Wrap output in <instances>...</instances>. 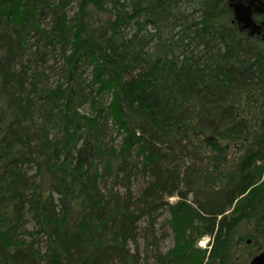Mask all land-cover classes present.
I'll return each mask as SVG.
<instances>
[{
  "label": "trees",
  "instance_id": "obj_1",
  "mask_svg": "<svg viewBox=\"0 0 264 264\" xmlns=\"http://www.w3.org/2000/svg\"><path fill=\"white\" fill-rule=\"evenodd\" d=\"M67 5L0 0V264H150L142 223L161 210L174 246L153 264H247L264 250V39L225 0ZM140 20L148 39L122 32Z\"/></svg>",
  "mask_w": 264,
  "mask_h": 264
},
{
  "label": "bare ground",
  "instance_id": "obj_2",
  "mask_svg": "<svg viewBox=\"0 0 264 264\" xmlns=\"http://www.w3.org/2000/svg\"><path fill=\"white\" fill-rule=\"evenodd\" d=\"M66 2H68V5H67V8L66 9H68V7H69V5L70 4H73V6H74V9H75V11H73L71 14H70V18H74V16L76 15L75 13H77L78 12V10H80V5H79V3H80V1L81 0H65ZM244 1H247V0H225V2L228 4V7H229V9L231 10V13H232V17H231V24L235 27V28H237V30H239V31H244V32H246L247 34H249V35H257V36H260V37H262L263 39H264V18H260L259 16L263 13V12H257V14L259 15H257L256 14V16H258V19L257 18H255V17H253V13H254V11L252 10V5H253V3H255L256 2V0H248V2L250 3L249 5H247V6H245L243 3H244ZM187 2V4L185 3V2H181L180 4H181V7H182V10L181 11H186L185 13H187V12H189L190 11V13H193V9H192V7L193 6H190V4H189V1H186ZM260 3L264 6V2L263 1H260ZM239 4H243V6H245V8H246V10H245V12H246V14H249V13H251V16L250 17H241V16H239L238 15V5ZM189 6V7H188ZM129 9V8H128ZM92 10V8L91 9H89V11H91ZM145 8L144 7H140L139 8V11L138 12H134V11H130V14H132V15H135L136 17H138L139 19H145L146 20V15H145ZM69 11H70V9H69ZM47 15V14H46ZM48 15L49 16H51L52 15V13H48ZM255 16V15H254ZM47 21H49L50 20V18H47L46 19ZM140 25L139 24H136L135 23V26H136V28H134V30H133V28L132 27H130V25H127L126 27H123V31L122 32H124L125 34H127V35H129V36H132L133 35V33H136V32H138L140 35H144L145 36V39H148L147 37H149V35H150V32H154V28L152 27V25L149 23V24H144L143 23V20H140ZM140 27H141V29H142V34L137 30V29H140ZM134 31V32H131V31ZM119 37H121L120 35H119ZM191 49H193V47H191ZM55 63H57V65H59V62H57L56 60H53ZM61 65V64H60ZM90 71H91V69L89 68V69H87L86 70V73H85V75H87V74H90ZM90 76V75H89ZM172 199H174V200H172ZM176 200H178V197H171L170 199H169V201L170 202H174V201H176ZM230 211H232V210H230ZM230 211H228L227 212V214L228 213H230ZM171 234H172V232H171ZM172 237H173V235H172ZM209 239H210V242H209V247H207V248H205L206 250H208V251H210L211 250V247H212V238L210 237V236H207ZM141 238V237H140ZM204 238H206V237H204ZM204 238H202V239H204ZM174 239V238H173ZM201 239V240H202ZM140 240V239H139ZM138 240V241H139ZM201 240L199 241V247H201L200 246V242H201ZM264 241V239L263 238H259V240L258 241H256V244L259 246L260 244H261V242H263ZM248 244H252V243H254V240L253 239H251V238H249V239H247V241H246ZM205 243L204 242H202V245H204ZM150 246H154V245H150ZM150 246H148V248L146 249V250H149V248H150ZM241 246L243 247V244H241ZM241 247V249H238L239 251L238 252H240V251H242L243 250V248ZM155 248H156V246H155ZM202 249H204L203 247H201ZM142 250H145V249H143V248H141ZM204 249V250H205ZM156 250H157V248H156ZM153 251V250H152ZM154 252V251H153ZM243 254H244V252H242ZM262 253H264V250H256V248H255V251H254V254L253 255H251V256H249V258L247 259V261H246V263L247 264H251V262L252 261H256L257 259H258V257L262 254ZM144 254V253H143ZM240 255V256H244V255ZM146 255V254H145Z\"/></svg>",
  "mask_w": 264,
  "mask_h": 264
},
{
  "label": "rangeland",
  "instance_id": "obj_3",
  "mask_svg": "<svg viewBox=\"0 0 264 264\" xmlns=\"http://www.w3.org/2000/svg\"><path fill=\"white\" fill-rule=\"evenodd\" d=\"M68 9H70V14L75 11L73 4H70ZM59 62V61H57ZM61 70L57 69L53 72H51V80L52 81H57L58 79H60V75H61ZM107 134H108V140L111 141V137L113 136V141L115 142L114 144H119L121 141V136L118 135V133L116 132L115 129H112V127H109L107 130ZM117 137V138H116ZM141 180V181H140ZM141 183H143L142 178L137 180L134 179V188L137 187L139 189V186ZM135 188V189H137ZM174 200V199H172ZM157 220L153 221L154 223H152L150 221V219H147L144 223H142L143 226L145 227H151L150 230L152 229V231L156 232L157 237L159 238V248H155L154 246H150L149 250H148V259H149V263L153 264L154 260H155V256L157 255V251L158 249H160L161 251L165 252L169 249H171L174 246V239L172 237L171 231L168 229V221H169V215L168 212L165 210H161L158 214ZM152 223V224H151ZM167 228V229H166ZM166 229V230H164ZM149 231V230H147ZM165 231H167V234H165ZM164 233V236H163ZM144 236H147V233H145V231H142L140 234V247L141 248H145L147 247V244L145 243V239ZM163 236V238H162ZM152 240V238L150 239ZM202 242H204L205 244L202 245ZM209 242L210 239L208 237L204 238L201 240L200 242V246L203 247L204 249L209 247ZM154 252H153V251ZM243 251H240L239 254H242Z\"/></svg>",
  "mask_w": 264,
  "mask_h": 264
},
{
  "label": "water",
  "instance_id": "obj_4",
  "mask_svg": "<svg viewBox=\"0 0 264 264\" xmlns=\"http://www.w3.org/2000/svg\"><path fill=\"white\" fill-rule=\"evenodd\" d=\"M238 15L241 16V17H250L251 16V13L249 14H246L245 10V6H243V4H239L238 5ZM251 264H264V253H262L258 259L256 261H252Z\"/></svg>",
  "mask_w": 264,
  "mask_h": 264
},
{
  "label": "flooded vegetation",
  "instance_id": "obj_5",
  "mask_svg": "<svg viewBox=\"0 0 264 264\" xmlns=\"http://www.w3.org/2000/svg\"><path fill=\"white\" fill-rule=\"evenodd\" d=\"M260 1H263L264 2V0H256V2L255 3H253V5H252V10L254 11V13H253V17H255V18H257L258 19V14H257V12H263L259 17L260 18H264V6L260 3ZM245 6H247V5H249L250 3L248 2V0L247 1H244V3H243ZM256 14L258 15V16H256ZM255 15V16H254Z\"/></svg>",
  "mask_w": 264,
  "mask_h": 264
}]
</instances>
